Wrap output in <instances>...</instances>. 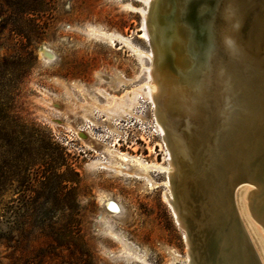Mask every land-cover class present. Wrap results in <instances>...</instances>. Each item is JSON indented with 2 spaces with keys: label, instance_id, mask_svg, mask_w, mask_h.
I'll return each mask as SVG.
<instances>
[{
  "label": "rangeland",
  "instance_id": "374dc122",
  "mask_svg": "<svg viewBox=\"0 0 264 264\" xmlns=\"http://www.w3.org/2000/svg\"><path fill=\"white\" fill-rule=\"evenodd\" d=\"M147 9L0 0V264H188L150 64L128 46L151 51ZM241 186L239 212L264 239Z\"/></svg>",
  "mask_w": 264,
  "mask_h": 264
},
{
  "label": "bare ground",
  "instance_id": "6f19581e",
  "mask_svg": "<svg viewBox=\"0 0 264 264\" xmlns=\"http://www.w3.org/2000/svg\"><path fill=\"white\" fill-rule=\"evenodd\" d=\"M149 3L150 0H147V5ZM142 17L140 36L148 42L149 38L145 29L146 11L143 12ZM226 17L229 31L221 36L222 49L225 52V58L234 59V63L231 73H225L220 67V75L215 78L216 84L210 103L199 123L192 116V112L195 110L192 107L193 103L200 99L197 91L200 87L198 74L201 64L194 67L195 61L190 54V50L193 49L192 45H189L191 41L181 29L176 16L172 17L170 22L163 23L159 29L158 56L163 62L174 63L179 72V80L169 73L153 72L156 61L151 51L142 52L130 44L128 46L136 54L146 57L150 64L147 86L150 99L156 107L158 132L169 155L168 165L164 169L169 177L174 179V184H172L173 200L170 193V182L169 180L165 182L167 187L165 194L171 209L172 204L178 209V203L182 199L177 189L178 175L183 176L187 173L192 177H197L199 180L197 189H192L187 198L198 204L208 202L210 208L206 207L203 210L209 215L208 218L211 217L212 220L220 222L219 260L216 264H264V239L253 227L249 217H247V227V223L239 212L238 194L243 187L237 188L233 199L237 213L245 226V231L256 250L258 261L247 244L241 240L242 232L237 229L238 226L228 218L227 192L225 191L234 182L240 181L237 187L245 184L244 189L247 190L245 199L248 200L245 207L246 209L248 207L250 217L264 231V143L257 142L256 139L249 136L255 126L253 124L264 107V80L261 77H255L250 81V78H247L241 71L243 57L247 59L252 68H261L263 63L261 64V55L256 50L258 38L254 33L255 29L250 26V22L244 26V18L238 12L234 20L227 14ZM39 55L44 60H50L53 57L45 47L40 48ZM187 60L190 62L187 63ZM184 86L194 88L195 94L185 91ZM161 98L177 99L178 103L175 108L167 101L161 102L158 107L156 101L158 102ZM171 107L176 110L179 117L189 119L194 126L193 130L190 127L189 133L184 135V139L190 142L186 156L179 154L173 156L165 141L166 134L163 125L169 118L167 113ZM243 140H248V144L244 155L241 156L238 149ZM138 164L141 167L148 166ZM104 204L109 211L116 212L118 209L116 204L108 200H104ZM201 211L202 209L199 208V214ZM173 215L176 219L174 211ZM250 229L254 232V236L257 234L259 237H253V234L249 232ZM231 231H233V235H231Z\"/></svg>",
  "mask_w": 264,
  "mask_h": 264
},
{
  "label": "water",
  "instance_id": "95a60500",
  "mask_svg": "<svg viewBox=\"0 0 264 264\" xmlns=\"http://www.w3.org/2000/svg\"><path fill=\"white\" fill-rule=\"evenodd\" d=\"M237 12L244 18V26L250 22V26L255 29L254 33L258 38L256 50L261 55V64L263 63L261 68H252L247 59L241 57L243 61L241 62V71L247 78H250V81L255 77H261L264 80V0H150L148 5L145 29L149 38L148 44L156 61L153 72L169 73L179 80V72L174 63L163 62L158 56L159 29L163 23L170 22L174 16L179 20L181 29L191 41L189 45H192L193 49L190 50V54L195 61L194 67L201 64L198 74L200 87L197 91L200 99L193 103L192 107L195 109L192 116L198 123L202 120L203 114L206 113V107L210 103L216 84L215 78L220 75V67L225 73H231L234 59L225 58L221 36L229 31L226 14L234 20ZM181 54H183L182 51ZM189 62L187 60V63ZM183 88L188 93L195 94L196 92L194 88L189 86ZM166 101L174 108L178 103L177 99L161 98L158 102L156 101V105L159 107L161 102ZM172 107L168 109L169 118L163 125L166 134L165 141L173 156L177 154L186 156L190 142L184 139V135L189 133L190 127L193 130L194 126L189 119L179 117ZM253 125L255 126L249 136L256 139L257 142L264 143V107ZM247 142L248 140H243L238 149L241 156L247 149ZM170 179V182L174 184L173 177ZM176 182L182 199L178 203V209L172 204V210L176 214L178 227L186 236L188 264H216L219 260L220 222L212 220L211 217L208 218L209 215L204 211L206 207H209L208 202L198 204L187 198L192 189H197L199 182L197 177H192L187 173L183 176L179 174ZM239 183L240 181L234 182L225 190L227 192L228 218L234 225L238 226L237 229L242 232L241 240L247 244L257 260L256 250L245 231V226L237 213L233 199L237 188L243 187L241 185L237 187ZM199 208L202 209L200 214ZM233 234L231 231V235Z\"/></svg>",
  "mask_w": 264,
  "mask_h": 264
},
{
  "label": "trees",
  "instance_id": "16d2710c",
  "mask_svg": "<svg viewBox=\"0 0 264 264\" xmlns=\"http://www.w3.org/2000/svg\"><path fill=\"white\" fill-rule=\"evenodd\" d=\"M25 6V5H24ZM28 7V8H27ZM27 7H25V11H28V12H33V13H37V12H39V10L38 9H36V8H34V7H30V6H27ZM46 148H48V144H46Z\"/></svg>",
  "mask_w": 264,
  "mask_h": 264
}]
</instances>
